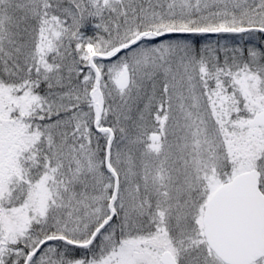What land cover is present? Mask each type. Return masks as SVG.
<instances>
[{
  "label": "snow or ice",
  "instance_id": "1",
  "mask_svg": "<svg viewBox=\"0 0 264 264\" xmlns=\"http://www.w3.org/2000/svg\"><path fill=\"white\" fill-rule=\"evenodd\" d=\"M0 264H264V0H0Z\"/></svg>",
  "mask_w": 264,
  "mask_h": 264
}]
</instances>
